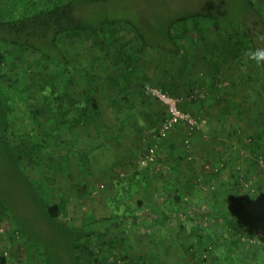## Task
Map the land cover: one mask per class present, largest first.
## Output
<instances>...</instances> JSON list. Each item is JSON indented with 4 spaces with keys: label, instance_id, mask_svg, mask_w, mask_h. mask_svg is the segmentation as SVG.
<instances>
[{
    "label": "rangeland",
    "instance_id": "1",
    "mask_svg": "<svg viewBox=\"0 0 264 264\" xmlns=\"http://www.w3.org/2000/svg\"><path fill=\"white\" fill-rule=\"evenodd\" d=\"M48 2L49 0H0V20H7L21 12H29L35 6H46ZM259 11L264 19V0H106L96 2L90 7L80 9V14H83L81 16L88 23L91 22L94 25L87 34L86 40L77 45L76 51L77 60L81 65L87 68L94 65L96 70L85 75V78H78L71 85L66 84L65 75L68 76V73L63 72L66 66L58 65L55 61H46L37 52H26L23 59H18L17 64L12 65V59H16L15 55L17 54L13 53L12 56L10 48L0 46V49L8 54L4 64L0 65V74H6L14 81L12 85L5 81L0 82V93L2 92L4 95L3 98L10 97L13 103H9V107H11L9 114L10 124L4 135L11 141L12 145H16L31 130L37 133V135H33L30 138L34 140V142L31 141V145L22 150L19 148L13 150L15 158L20 156L15 161L8 156L7 152L1 151L3 147L0 146V196L2 199L9 202L13 207L22 208L25 199L28 198L26 188L30 185L35 187L36 191L40 192L47 201L56 202L60 200L61 196H64L65 199L66 195L72 196V194H76V190L70 187L71 183L75 186L74 182H85L87 179L89 180L87 184L94 183L92 181L94 178L90 174L91 170L85 169L83 175H78L75 174V167L70 166L72 161L69 160L68 154L75 153L83 141L79 138V135L74 138L75 129L67 130L70 129L69 125L63 122L64 118H62L61 113L58 110L52 112L51 109H48V111L39 115V120L33 117L34 109L44 107L47 103L55 102L56 99L50 93L52 89L60 92L68 86L67 89L70 88L72 95L80 99V101L83 100L85 93L91 92L104 112V120L110 119L111 115L114 116V112L110 108L113 105L111 100L114 99L115 102L129 103L137 109L131 113L134 116L132 117L133 119H150L154 115L156 118L153 124L150 125V136L144 139L143 146L141 145L140 149L141 153L146 148L145 144L148 145L157 133L165 114L162 111L163 107L159 105L160 103L151 100L149 97H144L142 94V91L146 88L144 84L147 83L146 86H156V84L161 85V83L166 82L171 90L174 86L177 92L180 87L179 81L183 82L189 75L194 77L200 68L211 72L213 69L214 73H220L224 77L226 75L234 77L242 72L247 74L261 73L259 67L256 66V62L249 56V53L253 51L245 50V47L241 48V55L233 62L219 60L218 65H216L217 68L212 67L211 69L210 58L212 54L209 51L210 49L207 48L208 42L219 40L218 37L216 40L217 35L212 31L213 21L218 20L225 27L233 23V27L245 29L243 23H247L253 18L256 19ZM196 13L198 15L194 16L193 14ZM171 21H176L175 23L180 25L179 28L190 26V30L185 32L178 31L174 36L177 37V41L181 45L190 43L196 46V49L193 48V58L184 59V57H181L178 60L173 59L158 49V43L161 44L165 41L163 33L168 29ZM196 24L198 26L194 28ZM199 24L203 26V29ZM201 35L207 36L208 40H201ZM221 40L223 39L221 38ZM147 42L152 46L155 45V47L152 48L150 46L147 48ZM122 48L124 53V56H122L123 60L118 58V51ZM128 55H130V58ZM103 67H108L106 74L102 73ZM126 72V75L130 76L128 79L131 86L129 83L128 85L131 89H126L122 82ZM178 78L179 81H177ZM133 80L135 83H141V87L139 84L135 87ZM231 82L232 80L226 81L228 88H231ZM252 85L254 86L255 82ZM226 86L222 87V89L226 88ZM225 90H223V93H225ZM124 95H126V98H124ZM48 106L50 105L46 107ZM108 107L109 109H107ZM148 109L154 111V113L148 112ZM131 114L130 112L121 113L118 118L125 119L128 116L131 118ZM135 128L136 130L138 129V127ZM65 130H67V133ZM181 132V128L175 131L173 133L175 136L164 144V148L161 150L163 159L165 154L169 152L176 155L175 152L181 151L182 153L191 147V144L189 146L183 145V139L181 140L182 143L179 141V143L175 144L176 149L170 146V141L176 139L175 137L179 138ZM100 134L103 133L99 132ZM142 135L144 133L142 134L141 131ZM42 139H46L45 143L49 146L37 148L35 143L41 142ZM98 140L99 138L96 137L95 143ZM252 155L253 157L255 155L264 156V153L258 151L257 154L253 153ZM163 159H161L162 162ZM166 159L167 165L172 166L175 164L176 159L174 157L169 155ZM135 161L136 159L131 161L128 167H124L123 164L115 167L112 177L117 186L129 180L131 175L129 173L127 175L126 169L134 170L136 168L138 175L145 171L138 166L137 168L136 165L134 166ZM186 162L188 173L181 177L183 185L188 182L194 183L189 172L192 171V168L198 169L192 167L191 160ZM252 164L253 167H250V169L246 167H244L245 169H234L236 172L239 171L240 182L233 185L232 192L227 191V199L223 200L224 208L234 209V211H242L241 209H243L245 211L251 210L252 212L260 211L264 213V173L256 162L253 161ZM199 168H203L201 164ZM204 168L211 173L209 178L203 181L202 177L208 173L199 169V172H201V177L199 178H201L204 188L194 183L191 204L193 206H198L203 201H207V204H210L214 199H217L219 192L222 193V191H219L220 186L224 183L223 181L221 183L219 174L225 175L231 171V169H228L227 172L221 173L220 169L210 165L208 167L205 165ZM164 169L161 168L159 171H154V169L153 171L146 170L145 173L147 172L148 176L143 177L141 185L133 184L135 190L131 193L127 190H120L116 195L117 197L112 198L111 194L101 190L100 195L108 197L104 199V203L106 205L105 214L109 216L99 218H108L112 223L118 221V216L123 217V220L131 217L132 204L138 199H142L146 204L153 206L156 194L161 191L162 193L164 192L162 187L170 175L171 170ZM227 178H231V176H226L225 183ZM147 179L149 180L148 184ZM225 183L224 186H226ZM93 187L99 189L98 186L94 185ZM63 203L65 204V202ZM165 203L174 208L183 202L171 200L168 197ZM136 205L137 203L134 204L135 209ZM26 206L28 207V205ZM239 206H242L241 209ZM201 207L203 206L201 205ZM161 210L169 212L172 208L163 207ZM68 212L61 217L67 225L72 227H78L87 217L89 218L88 220H95L98 216L97 209L88 208L84 204H80L78 208L70 209V214ZM204 216H207V218L202 225H196L195 222L190 221L189 224L188 222L187 224L184 223L185 226L182 225L183 227L181 225V227L179 225L176 226L174 223L172 225L165 224L162 228H157L160 236L163 234L164 237H168V239L164 240L162 236L161 242H159L161 237L158 238L157 233H152L151 229L148 231L145 228L131 229V218L130 222L126 220L127 223L123 224L124 227L122 229L126 236L138 230H143L146 233L144 239L139 243L143 251H145L143 252L145 257L142 256V259L146 264L154 263V261L158 263L156 258H160L162 251L164 253L170 251L174 245L181 244L185 239L189 242L195 241L198 238L197 236H201V234L202 237L215 238L216 242H211L204 249H201L200 264H230L231 259L228 251L225 256L222 254L229 245H232V248H236L238 251V258L236 256L233 258L234 264H264V222L253 221L254 224H252L235 221L234 224H230L215 222L218 216L216 217V215H211L210 213ZM151 220L149 215L141 218L142 227L151 226ZM3 225L5 229L10 231L15 227V223L11 219L4 220ZM174 236L175 238H173ZM108 237L102 238L101 235H95L92 239L101 249L100 257L103 260V264H111L114 258V254L110 252L111 249L106 244ZM146 248L150 250L148 249L147 251ZM173 251L175 252L174 249ZM81 252H79L81 254V262L87 264L86 254L84 255ZM182 254L184 255L183 251ZM154 256L157 257L154 258ZM39 257L34 251L31 253L25 251L22 254L25 262L32 258L38 264L42 263ZM168 258L171 262H179L173 259L175 256H172L171 252ZM183 259L186 264V256H183ZM120 260L118 264H131L129 259L126 261L123 257H120Z\"/></svg>",
    "mask_w": 264,
    "mask_h": 264
},
{
    "label": "trees",
    "instance_id": "2",
    "mask_svg": "<svg viewBox=\"0 0 264 264\" xmlns=\"http://www.w3.org/2000/svg\"><path fill=\"white\" fill-rule=\"evenodd\" d=\"M99 1L106 0H49L46 6H35L29 12H21L13 15L7 20H0V46L10 48V54L12 56L13 53L17 54L15 55L16 59H12V65H16L18 59H23V56L26 52H37L38 54H40L42 59L46 61H55L58 65L66 66L63 72L68 73V76L64 73L63 74L66 77V84L71 85L78 78H85V75L96 70V66L94 65L88 68L84 65H81L77 60L76 51L78 48L77 45L79 43H83V41L86 40L87 34L94 25L91 22L88 23L85 18L81 16L83 14H80V9L90 7L94 3ZM193 15L196 16L198 14L196 13ZM175 22L176 21L170 22V24L168 25V29L163 33V35L165 36V41H163V43L161 44L158 43L157 47H159L158 49L161 50L162 53L173 59L178 60L181 59V57H184V59H191L194 57L193 48L196 49V46L190 43L181 45V43L177 41V37L174 36L178 31L185 32L190 30V26L188 25L179 28L180 25L176 24ZM194 22L196 23V21ZM243 24L245 29H240L237 27L235 28L233 27V23L225 27L222 23H219L218 20L213 21L212 31L217 35L216 40L218 38L219 40L208 42L209 45L207 48L210 49L209 51L212 54V57L210 58L211 69L212 67L217 68L216 65H218L219 60L233 62L237 57L241 55V48L245 47V50L251 51H255L258 48L264 49V19L262 13L260 11L257 12L256 19L253 18L249 22L247 21V23ZM196 26L198 25L196 24L194 28ZM199 26H201L203 29V26L201 24H199ZM221 38L223 40H221ZM206 39L208 40L207 36L201 35V40L207 41ZM146 45L147 48L152 46L148 42L146 43ZM153 47H155V45L152 46V48ZM122 50L123 48L119 49L118 51L119 59H122V56H124ZM188 51L190 52L188 53ZM7 55V53H4V51L0 49V65L4 64ZM128 57L130 58V55H128ZM256 66L258 65L256 64ZM258 67L261 73H246L244 75V80H241L242 85L244 84L247 86L248 84L249 87H252L251 89H254V87H261L262 89H264V65H259ZM103 68L104 69H102V73L108 71V67ZM206 72L219 76L216 81H222V86H224V84H226V81L229 80V77L227 75L226 77H224L220 73H214L213 69L211 72L210 70L206 71L205 69L200 68L199 70H197L194 76V82L190 85H186V91L182 94L176 92L174 86L171 90L166 82L161 83V85L156 84V86L163 88L171 95L188 97L192 92L198 89L200 85L203 84L199 81V79L203 77ZM126 74L127 72L124 73L122 82L124 84V87L128 89L129 85L127 81L129 80L128 78L130 76L128 77ZM247 75H249L248 79H246ZM231 80L233 83L236 82L234 79ZM2 81H5L9 85H12L14 83V81L4 73L0 74V82ZM254 82L255 85L252 86V83ZM146 85L147 83L144 84V87H149ZM67 87L68 86H66L65 89L60 92L52 89L50 93H52L54 99H56L55 102L47 103V105H50L48 107H46L47 105H45L44 107L34 109V119L39 120V115L45 111H48V109H51L52 112L58 110L61 113L62 118H64L63 122L68 123L69 125L70 129L67 130L75 129L76 126L82 123H94L95 125V123H97V120L103 119L104 112L99 107L98 100L93 96L91 92L85 93V95L83 96V100L80 101V99H77V97L72 95V93L70 92V88L67 89ZM121 89L124 90L123 88ZM3 97L4 95L1 92L0 146L3 147L1 151L7 152L8 156L10 158H13L12 160L15 161L19 159L20 156L15 158V153L13 152V150H15L16 148L22 150L31 145L34 140L30 138H32L33 135H37V133L34 130H31L30 132L26 133L27 137L25 136V138H22L18 144H11V141L4 135V132L10 124L9 114L11 107H9V103H13L10 97ZM150 97L151 96H149V98ZM205 97H207L206 93H204L203 98ZM124 98H126V96ZM151 98V100L156 101V99H154L153 97ZM187 101L188 99L185 98V100L181 104V107L183 109L189 110L185 107ZM67 105L68 108H65ZM161 107L163 106L161 105ZM163 109L165 113V119L168 116V113L164 107ZM181 125L183 124L177 125L176 128L180 127ZM67 130H65L66 133ZM199 130H201V128L195 130L193 133H196ZM30 133L32 134L30 135ZM111 135L113 134H108V132L106 134H100L98 136L99 140L97 141V143L89 145L88 147L79 148L77 149V151H92L102 146L103 143L111 141ZM164 138L165 137H163L162 139ZM45 140L46 139H42L41 142L39 141L35 143L37 148L49 146L47 143H45ZM184 141L185 139L183 138V145L186 146ZM190 144L191 142L189 143V145ZM260 152L264 153L263 151ZM159 156V147L157 146V162H161V157ZM139 167L144 170L149 169V167H142L140 165ZM174 169L175 166H173V172ZM174 174H170L169 177L167 176L168 179L165 185L162 187V190L164 192L162 193L161 191L159 194H156L155 205H150L151 209L149 211L143 212L140 209L138 210L137 208L143 206V201L138 200L136 202V209L138 210L137 212H133V210L130 215L131 217H128L124 220L123 217L118 216V221H114L112 223L108 218H95V220H88L89 218L87 217V223L85 225L78 227L69 226L62 220L61 217L67 212L65 204L63 203L64 201H61L59 203L49 202L41 195L40 192L36 191L35 187L31 185L26 188V190L28 191L27 197L29 199H25L22 208L13 207L9 202L2 199V197L0 196V221L11 219L15 223V227L11 230V239L14 243V246L16 247L15 253L13 255L14 264H38V262L34 261L35 259L32 258H30V260H28L27 262L23 261L24 257L22 258V254L25 251L30 253L32 251L36 252L37 255L40 256L39 258H41V261L44 264H83L81 262V254L79 253L80 251H82L84 255L86 254L85 256L88 259L87 264H103V260H101L100 257L101 249H99L100 247L98 244H96V242L92 241L95 235H101L102 238H107V236H109L108 240H106V244L110 247V252L114 254V258L112 261L113 264H118L120 257H123L126 261L129 259L131 264H146V262H144L142 258L137 259V261L134 258H130L129 253L125 249L126 235L122 227H124L123 224L127 223L126 220L130 222V218L131 229L145 228L146 230H153L154 228H162V226L165 224L172 225L175 223L176 226L181 225L183 217L181 218L180 215L183 216L182 212H171L170 216L167 217V214H169V212L161 210L160 207L163 204H167L165 203V200L168 197H170L171 200H179L184 204L191 202L190 190L192 188V184L186 183L185 185H183L181 183V177L176 173ZM222 184L224 185V183ZM223 185H221L219 189V191H222V193L219 192V196L217 197V199H214L210 204L212 206L210 209V214L216 215V217L218 216L215 222L219 221L230 224H234L235 221H242L241 223L252 224H254L253 221L264 222L263 212H252L251 210L234 211V209L232 210L224 208L223 204L221 207L220 204L223 202V200L227 199V188H222ZM228 185L230 186L232 184L228 183ZM180 187L185 188V193H181L178 190L180 189ZM224 191H226V193H224ZM161 195H163L164 197ZM26 205H28V207L30 208H28ZM147 215H149L150 219H152L151 226L142 227L140 223V217L144 218ZM196 224L202 225L203 223ZM183 226H185V224H183ZM158 233L160 232L158 231ZM197 237L198 238L195 241L189 242L185 239L182 242L183 245L181 246V248L187 258V264H200L201 260L199 256L201 254V249H204L206 247V244L209 245L211 242H216L215 238L213 237L209 238V240L202 236ZM25 246L26 248H24ZM225 251L226 254L228 251V255L231 259L230 264H234V256L238 258L237 249L232 248V245H229V247H227ZM2 256L3 257H0V260L2 259V261H5L7 258L11 259L12 254L10 256L9 251V257H7V255H4L3 252ZM42 263L40 262L39 264Z\"/></svg>",
    "mask_w": 264,
    "mask_h": 264
},
{
    "label": "crops",
    "instance_id": "3",
    "mask_svg": "<svg viewBox=\"0 0 264 264\" xmlns=\"http://www.w3.org/2000/svg\"><path fill=\"white\" fill-rule=\"evenodd\" d=\"M245 74L246 73H240V74H236L234 77H229L228 78L229 80L234 79L236 82L235 83L231 82V88H228L226 84H224L226 86V88H224L226 89L225 93H223L224 89H222V87L225 86H222L221 84L222 81H216V79L219 76H216L211 73L209 74L208 72H206L203 75V77H201L200 79L198 78L199 81L203 83L202 86H200L198 89L204 91L207 97L203 99L199 98L194 100H188L187 103L185 104V107L189 109L192 113H195L203 117L205 121L202 124L201 130L190 135L191 147H189L188 150L183 151L182 153L181 151L178 150H177L178 152H175L176 155L169 152L168 154H165V157L163 159L161 150H163L164 144L167 143V140L175 136L173 135L175 130L177 131L178 129L181 128L182 132L179 138L175 137L176 139H172L170 141V146L173 147V149L175 148L176 143H179V141L187 137V130L184 124L181 125L180 127H177L174 131L167 133L165 135V138L161 139L158 142L159 155H160L159 157L163 159V162L162 161L158 162L160 164V168L158 170H161V168H165L164 170H171L170 174L173 175L174 173H176L178 174V176L182 177L184 174L188 173V170L186 169L187 159L188 162L189 160H191V163L193 164L192 167L198 169L195 170L192 168L191 169L192 171L189 172V174H191L190 177L193 178L194 183L204 188L202 184V180L201 178H199L201 177L200 176L201 172H199V169H201L199 168L200 164L203 167L201 169L202 172L205 171L206 173H208L202 177L203 181H205L206 178H209L211 173L209 170L204 168L205 165L207 167L208 165H210L211 167H216V169H220L221 173L227 172L228 169H231V171L227 172L225 175L219 174V177L221 178V183L222 181L225 183L226 176L228 177L231 176V178L226 179L227 182L225 184L228 185V183H231L232 185L224 186L222 184L223 185L222 188L226 187L227 188L226 191L232 192L233 185H235L237 182H240L239 171L236 172V170L234 169L235 168L245 169L244 167L250 169V167H253L252 162L254 161V157L252 154L253 153L257 154L258 151L264 152V89L254 87V89L250 90V88L252 87L251 86L249 87L248 84L247 86L244 84L242 85L241 80L242 81L244 80ZM248 78L249 75H247L246 79ZM194 80H195L194 77L193 76L190 77V75L187 78H185L183 82L179 81L178 78L177 81H179L180 87L179 89H177V92H179L180 94L184 93L186 91L185 90L187 87L186 85L192 84ZM127 82L131 86L130 81L128 80ZM133 84H135V87H137L139 83H135V81L133 80ZM130 86L129 88L131 89ZM145 93L146 91L143 90L142 94L144 95V97L148 98L149 97L148 94L146 95ZM150 99L152 98L150 97ZM111 103H113V105L110 108L114 112V116L111 115L110 119L107 120L103 119L101 121L97 120V123H95V125L94 123L93 124L82 123L75 127V131H74L75 134H73L74 138L77 135H79V138H81V140L83 141V143H81L79 146L80 148L88 147L89 145L94 144L96 137H98L99 132L101 130L103 134H106L108 132V134L112 133L113 135H111L112 138L111 141H107L103 143L102 146L92 151L80 152L76 150L75 153L68 154L69 160L72 161L70 163V166L75 167V174L83 175L84 170L89 169L92 171L90 172L91 177L94 178V180H92L94 181V183L87 184V182L89 181L88 179L85 180V182L84 181L74 182L75 186H73L74 184L71 183L70 187H73V189L76 190V194L74 195L72 194V196L66 195L65 199L64 196H61L59 201L53 202V203H59L61 201H64L66 211H69L68 212L69 214H70V209L78 208L80 207V204H84L88 208H94L98 210L97 218L107 217L109 215L105 214L106 205L104 203L105 202L104 199L108 197L101 196L100 191L102 190L104 192L111 194L110 196L112 198L117 197L116 195L120 192V190L121 191L127 190L129 193H131L132 191L135 190L133 184L141 185V182H143L142 180L143 177L148 176V173L147 172L145 173L146 170L138 175L136 172V168L134 170H130L129 168L126 169L127 175L128 173L129 175H131L129 180L126 183L122 185L120 184L118 186L112 177L115 167L121 166L119 164H123L124 167H128V165H130V162L136 159L134 166L136 165V167L137 166L139 167L138 162L146 152L147 148L156 142L154 135L152 141L148 145L145 144L146 148L140 153L141 145L143 144L144 139L150 136L149 133L150 132L149 129L151 128L150 125L153 124L156 117L152 115L150 119L148 118L143 120L139 118V120H136L132 118L134 116L131 114L134 110H137L135 107H133L129 103L123 104V103L115 102V99L111 100ZM65 108H68V105ZM107 109H109V107ZM163 110L164 109H162V111ZM147 111L154 113V111H151L149 109ZM125 112L126 113L130 112L131 118L130 116H128L129 118L127 117L125 119H119L118 118L119 114ZM135 127H138V129L136 130ZM141 131L142 134L144 133V135L142 136H141ZM169 155L176 159L175 164L172 166L166 164V160H167L166 158L169 157ZM197 162H198V166H197ZM173 166H175L174 172H173ZM147 170L153 171V167L149 166V169ZM156 170L157 169L155 168L154 171ZM146 181L148 184L149 180L147 179ZM194 183L188 182V184H192L191 190L188 188L191 191L190 203H187V205L184 203H179L174 208L169 204H164L163 206H160L161 208L163 207L172 208V210L169 211V214H167L168 215L167 217L170 216L171 212L172 213L182 212L183 216L180 215L181 218L183 217V220L181 221V226L187 222L189 224L190 221L193 223L195 222V224L206 222L205 220L207 216L204 215H208L212 207L210 205L211 203L207 204V201L206 202L200 201L201 203L198 206L191 205L193 199L192 192L194 190L193 189ZM94 185L98 186L99 189H97V187L96 188L93 187ZM178 190L181 193H185L186 191L185 188L182 187H180V189ZM226 191H224V193H226ZM130 200L132 201V199ZM138 200H142V199H138ZM138 200H136L135 203ZM144 203L145 202H143V206H140V208L137 209L138 210L140 209L143 212H147L151 209V206L149 204L146 203L144 204ZM134 204H132V211L134 210L133 212H137L138 210L134 208ZM222 204L224 206V202L220 204L221 207ZM154 205L155 203L153 204V206ZM201 205L203 207H201ZM135 207H137V205ZM239 207L241 209L242 206ZM83 219L85 218L83 217ZM86 223H87V219L79 226H83ZM140 223H141V217H140ZM3 224L4 221L1 220L0 221V257L1 258L3 257L2 255L4 251H8V252L10 251V256L12 254V257L10 259L7 258L9 257L7 256L6 257L7 259L5 261L4 260L2 261L1 259L0 264H14L13 255L15 253V247L11 239V231L5 229ZM151 231L152 233H157L158 238L161 237L159 242L162 241V236L164 240L168 239V237L167 236L164 237L163 234L160 236L157 228H154ZM152 233L150 234L152 235ZM145 235L146 233L144 231L138 230L130 233L128 236L125 237V242H126L125 249L129 253V255L132 256V258H134L136 261L137 259L142 258L144 254L143 252H145L143 251L141 245L139 244L140 241L144 239ZM173 238H175V236ZM204 238H207L209 240L208 236ZM179 246H182V244L174 245L170 251H166L165 253L164 251H162L159 259L156 258L157 256L156 257L154 256V258L158 260L157 262L159 264H185L183 259V256H185V254L184 255L182 254L183 250L181 247L178 248ZM148 249L149 248H146L147 251ZM173 249L175 250V252L173 251ZM170 252L172 256H175V258L173 259H176V261L179 262L174 263L169 260L168 256ZM225 252L226 251L222 253L224 256L226 254ZM149 255L151 254L149 253ZM158 263L154 261V263L151 264H158Z\"/></svg>",
    "mask_w": 264,
    "mask_h": 264
},
{
    "label": "built area",
    "instance_id": "4",
    "mask_svg": "<svg viewBox=\"0 0 264 264\" xmlns=\"http://www.w3.org/2000/svg\"><path fill=\"white\" fill-rule=\"evenodd\" d=\"M146 93L156 99L167 111L168 116L161 123L158 133L155 135V143L147 148L144 155L139 160V165L142 167L152 166L157 170L160 168V164L157 162V146L158 141L165 137V135L173 131L177 125L184 124L187 130V137L184 143L189 146L190 135L193 134L195 130L202 127L205 119L189 110L183 109L181 107L182 102L186 99L193 100L203 98L204 91L196 89L188 97L174 96L169 94L166 90L159 86H149L146 88ZM254 161L257 163L258 167L264 173V156L255 155ZM4 255H9L8 251H4ZM121 260H119L120 262Z\"/></svg>",
    "mask_w": 264,
    "mask_h": 264
},
{
    "label": "clouds",
    "instance_id": "5",
    "mask_svg": "<svg viewBox=\"0 0 264 264\" xmlns=\"http://www.w3.org/2000/svg\"><path fill=\"white\" fill-rule=\"evenodd\" d=\"M251 59H253L256 64L264 65V49L258 48L255 51L249 53Z\"/></svg>",
    "mask_w": 264,
    "mask_h": 264
}]
</instances>
